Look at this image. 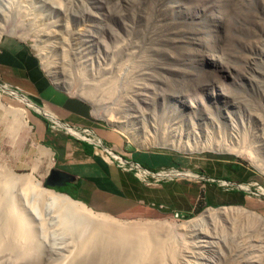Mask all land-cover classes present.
Here are the masks:
<instances>
[{
    "label": "rangeland",
    "instance_id": "rangeland-1",
    "mask_svg": "<svg viewBox=\"0 0 264 264\" xmlns=\"http://www.w3.org/2000/svg\"><path fill=\"white\" fill-rule=\"evenodd\" d=\"M35 31L38 38L33 35ZM0 32V42L15 40L28 46L47 75L53 69L58 70L55 77L65 84L54 82L50 74L48 77L60 91L86 106L89 128H107L138 151L171 154L178 160L176 166L180 169H165L170 178L177 172L182 177L190 176L187 168L194 166L201 171L196 177L203 176L206 182L217 184L211 185L212 189L242 191L246 193V200L255 206L261 205L263 211L248 206L208 207L200 199L201 211L187 219L165 216L140 220L92 210L94 214L114 217L113 221L133 227L161 222L160 225L171 228L207 210L224 215L210 222V232L204 234L208 238L199 239L203 240L202 249L189 248L187 241V246H181V232L174 235L170 231L169 235V231H161V236L169 233L165 248L150 250V261L145 264H264V173L244 156L216 153L207 148L190 152L175 149L186 143L199 147L211 138L222 144L230 140L233 145L248 147L258 156L259 165H264V0H0ZM119 71L124 76L129 73L131 78L125 79L129 84L126 85ZM150 77L156 80L145 82ZM133 80L151 87L138 91L146 102L136 97L138 107L145 110L142 113L134 112V105L127 101L132 84L137 85L130 83ZM109 82L114 86L112 91L107 88L111 87ZM89 84L90 87L95 84V91L100 93L96 94L100 102L97 110L80 94ZM0 93V101L8 111L10 108L26 110L28 125L19 131L13 130L12 116L0 109V168L16 175H32L48 189L44 186L49 162L44 155L48 149L38 141L32 122L37 109L32 104L18 103L8 93ZM109 103L113 107L110 123L101 118ZM114 117H122L123 125L130 127L132 141L114 127ZM50 126L51 131L67 133L62 127ZM80 129L75 128L73 132L81 134ZM93 132L97 142L108 146ZM230 166L239 170L231 171ZM206 175L230 182H217ZM63 236L57 232L44 243L39 241L28 256L15 260L9 255L0 264H73L78 258L77 252L68 238L64 236L65 241H61ZM185 251L193 255H184ZM253 258L262 263L252 261Z\"/></svg>",
    "mask_w": 264,
    "mask_h": 264
},
{
    "label": "crops",
    "instance_id": "crops-1",
    "mask_svg": "<svg viewBox=\"0 0 264 264\" xmlns=\"http://www.w3.org/2000/svg\"><path fill=\"white\" fill-rule=\"evenodd\" d=\"M0 85L19 91L37 109L32 120L36 137L49 152L44 155L49 161L44 186L74 198L91 210L140 220L165 216L190 218L197 214L198 203L203 199L208 207L248 206L263 211L261 205L255 206L246 200L245 192L212 189L211 185L217 184L206 182L203 176L199 180L196 176H200L201 171L194 166L187 168L190 176L170 178L165 169H180L176 166L178 160L171 154L138 151L107 128H89L91 122L86 106L60 91L43 70L38 57L22 42H0ZM56 122L86 130L90 140H97L95 130L109 146L104 144L105 147L119 155L125 165L143 168L161 177L141 180L135 169L120 167L99 146L57 129L51 131L50 124L57 128ZM234 168L239 170L236 166L229 167L231 171ZM204 177L230 182L225 178Z\"/></svg>",
    "mask_w": 264,
    "mask_h": 264
},
{
    "label": "bare ground",
    "instance_id": "bare-ground-1",
    "mask_svg": "<svg viewBox=\"0 0 264 264\" xmlns=\"http://www.w3.org/2000/svg\"><path fill=\"white\" fill-rule=\"evenodd\" d=\"M123 26H126V23H123ZM128 27H130V26L128 25ZM36 33H37V31H35V34H33L35 37H37ZM42 35H43V33H42ZM0 36H1V32H0ZM164 36H166V35H164ZM36 42H37V40H36ZM154 42H156V41H154ZM158 44H159V42H158ZM70 51H72V50H70ZM42 56H44V55H42ZM42 58H45V57H42ZM107 62L110 63L109 61H107ZM111 63H112V61H111ZM42 64H43V62H42ZM106 68H108V64H107ZM125 69H127V68H125ZM97 70H99V69H97ZM106 70L107 69H105V71ZM129 70H132V69H129ZM108 71H106V72H108ZM122 71H124V70L122 69ZM121 72L119 73L120 75L122 73L125 74L124 72H122V73ZM59 73H61V72L59 71ZM109 73H111V72H109ZM49 74L51 76V79H53L54 82L64 83L63 82L64 80L63 81L61 80V82H60V80L55 77V75H58V70L54 71V69H53V72L52 71L48 72V75ZM101 74H103V73H101ZM128 74L125 76L121 75V76H124L123 80L126 81L125 82L126 85L129 84L128 79L130 76L128 77ZM107 76L108 75L106 74V78H107ZM111 77L112 76H110V78ZM83 78H84V76H83ZM98 79H97V81H98ZM108 79H109V77H108ZM112 79H113V77H112ZM125 79H127L128 81ZM143 79H145V78H143ZM67 80H68V78H67ZM67 80L65 78V81H67ZM148 80L154 81V80H156V78L150 77V79H147V81H145V82H148ZM130 81H131V79H130ZM79 82H80V80H79ZM133 82L134 83L136 82L137 85L132 84ZM137 82L138 81H136V80H133L132 82H130L132 84V87L128 93L132 97H130V95L128 94L129 96L127 97V101H129L131 104L134 105L133 106L134 112L142 113V111L144 109L141 110L138 107V104L136 102V97L141 102H143V103H146V102L143 99V95L139 94L138 91H140L142 89L149 90L151 87L149 84H147L145 82H142V81H140L139 83H137ZM56 83H55V86H56ZM111 83L112 82H109V84H111ZM122 83L124 84V82H122ZM90 84H92L91 81H90ZM90 84H89V86L86 85L87 88H83L84 90L82 89L80 94L84 95L86 98H88V101H90V103L93 105L94 109L97 110L98 108H100V102L96 98V94L99 92L95 91V89H96L95 84H93V86L91 85V87H90ZM110 86L111 87H107V88H109L110 90H111V88L113 89L114 86L112 84ZM0 91L8 93L18 103H22V104L31 106V104L27 100H25V98L23 96H20L16 92L10 91L7 87L5 88V86L0 87ZM99 91L101 92L102 90H99ZM126 91H127V89H126ZM76 94H77V92H76ZM118 94H120V93H118ZM0 95H1V93H0ZM124 101H126V100H124ZM32 107H34V106H32ZM105 108H106L105 113H103L101 118L105 119L109 123L113 122V119L111 117L113 107H111V104L109 103L108 105H106ZM0 109L3 110L4 114L10 113V115L12 116L11 128L13 130L19 131L25 127H28L27 122L25 120V115H26L25 109L10 108L8 111L4 107V105L2 104L1 101H0ZM5 116L3 115V117H5ZM114 122L117 123V125H115L116 123L114 124V127L118 130V132L120 134L128 137V139H130L132 141L133 140L132 139L133 131L129 129L130 127L127 128L128 126L123 125L125 122L123 120V118L122 117H114ZM62 127L64 128L65 126H62ZM80 131L81 132L84 131L86 133V130H80ZM190 136L191 135L187 134V137H190ZM199 136L201 138L202 135H199ZM243 136L245 137V134ZM208 139L209 138H207L206 140H208ZM256 140H257V138H256ZM195 141L198 142L199 140H195ZM206 142L207 143L202 142L203 144L201 143L199 147L194 146L196 144L191 145V143H189V144L186 143L185 145L180 144L179 146H176L175 149L178 151L190 152V151L195 150L196 148H198V149L207 148V149H211L212 151H214L216 153L232 154V155L237 156V157H243L244 156L247 158V160H249V162L254 166V168H256L260 172L264 173V165L263 164H262V166L259 165L258 156L256 154H254L252 151H250L248 149V147L233 145V143H230V140H229V142H224L222 144V143H219L218 141H216V139L212 140V138H211V141L209 139ZM112 155L114 157H116L114 154H112ZM259 189H261V188H259ZM237 211H238L237 209H233V212H237ZM223 216L224 215H221L220 213H217L215 211L207 210L204 213L200 214L199 216H197L191 220L185 221L182 224H177V225L175 224L171 228L160 225L161 222L159 224L158 223L150 224L151 222L148 224L144 223L145 225H143V224H142V226L136 225L135 227L127 225L128 223L126 225H123L124 223L120 224L119 222H115L112 220L113 218L108 217L106 215H103L100 213L94 214L92 212V210L87 208L84 204H82L81 202L75 201V200H71L70 198H68L64 194L57 193L53 190H49V189L44 188L42 186L41 182L36 180L32 175H29V174L16 175V174L11 173L10 171H8L6 169L4 170V169L0 168V262H3L5 257L9 256V255L13 256L15 260L20 258V257H23V256H28L30 254V252H32L34 249L37 248L38 244H40L43 241L45 242L49 236L52 237V235H54L55 233L58 232V234L59 233L63 234L66 238H68V240L71 242V244L73 243V245H74L73 248L77 252V257L79 259L77 258L73 264H145L147 261L148 262L150 261V258H149L150 257V253H149L150 250L165 248L164 247L165 238L167 239V237H168L167 235L169 233H170L169 235H171L170 231H172V234H174V235L179 234L181 232V234H182L181 237L183 240V241H181L183 243L181 246H183V247L187 246V242H188L189 248L195 247L198 249H202L200 242H203V240H199V239H202V237L208 238L204 234H206L207 232H210L209 231L210 227H208L211 224L210 222H215V221L219 220L220 218H222ZM207 222H209V223H207ZM169 225L171 226L172 224H169ZM262 230H263L262 232L264 234V219L263 218H262ZM161 231H165V232L169 231V233H166V235L164 234L165 236H163V235L161 236L160 233L163 234V232H161ZM64 236H63V239H61V241L62 240L65 241ZM57 237H59V235ZM209 239H212V238L209 237ZM49 240H50V238H49ZM51 240H52V238H51ZM58 240H60V239H58ZM255 240H258V238H255ZM39 241H41V242H39ZM66 241H67V239H66ZM69 241H68V243H69ZM185 241H187V242L185 243ZM52 242H56V241L52 240ZM58 243H60V241ZM64 243L67 244L66 242H64ZM54 244H56V243H54ZM166 244L167 243H165V245ZM61 245L62 244H60L59 246H61ZM252 245H253V243H252ZM248 246L250 247V244ZM62 247H63V245H62ZM124 247H126V248L124 249ZM73 248H72V250H73ZM126 249L128 251H126ZM246 250H249V249H246ZM250 250H252V249L250 248ZM125 251H126V253H125ZM258 251H260V250H258ZM190 252H191V250H190ZM254 252H256V251H254ZM188 253H189V251H188ZM188 253H186V251H185V254L184 253L183 254L189 255ZM191 253H193V252H191ZM248 253H250V252H248ZM152 254H154V253H152ZM260 254H262V253L260 252ZM190 255H193V254H190ZM60 256H61V254H60ZM62 256H63V254H62ZM177 256H179V255L177 254ZM180 256H183V255H180ZM163 257H165V256H163ZM260 257H261V255H260ZM169 258H170V256H169ZM183 258L185 259L184 256L181 259H183ZM188 259H189V257H188ZM172 260H173V258H172ZM251 260L254 261L257 259L253 258ZM163 261H164V259H163ZM186 261H187V256H186ZM258 262L262 263L260 260ZM151 264H152V262H151Z\"/></svg>",
    "mask_w": 264,
    "mask_h": 264
},
{
    "label": "built area",
    "instance_id": "built-area-1",
    "mask_svg": "<svg viewBox=\"0 0 264 264\" xmlns=\"http://www.w3.org/2000/svg\"><path fill=\"white\" fill-rule=\"evenodd\" d=\"M97 142V141H96ZM97 143H99V142H97ZM100 144V143H99ZM100 148H102V150L109 156L110 155V157L111 158H113L114 160H116L117 161V163H118V165L120 166V167H124V168H128V170H133V169H135V174H136V176H138L141 180H143V181H145V180H147L148 178H153L154 180H157V178L158 177H161L160 175H158V174H151L149 171H147V170H144V169H141V168H138V167H133V166H131V167H129V166H127V165H125V163H124V161H122L121 159H119V158H114V156L112 155V153L107 149V148H105V147H100ZM162 176H164V175H162ZM148 181V180H147ZM153 181V180H152Z\"/></svg>",
    "mask_w": 264,
    "mask_h": 264
},
{
    "label": "water",
    "instance_id": "water-1",
    "mask_svg": "<svg viewBox=\"0 0 264 264\" xmlns=\"http://www.w3.org/2000/svg\"><path fill=\"white\" fill-rule=\"evenodd\" d=\"M0 87H2L1 85H0ZM26 100V99H25ZM28 101V100H27ZM29 102V101H28ZM57 123V125L59 126V127H62V126H65L64 127V130L65 131H67V133L68 134H70L71 136H74V137H76V138H78V139H80V140H83V141H88L89 142V140L83 135V136H81L80 134H78V133H75L76 132V130H75V128H72V127H70V126H68L67 124H64V123H60V122H56ZM63 128V127H62ZM66 128V129H65ZM73 131H75V132H73ZM80 133H81V131H79ZM82 134V133H81ZM91 143H93V144H95L96 146H99V147H102L99 143H97V142H95V141H91ZM179 175V174H178ZM67 196V195H66ZM68 198H70L69 196H67ZM71 200H73L72 198H70Z\"/></svg>",
    "mask_w": 264,
    "mask_h": 264
},
{
    "label": "clouds",
    "instance_id": "clouds-1",
    "mask_svg": "<svg viewBox=\"0 0 264 264\" xmlns=\"http://www.w3.org/2000/svg\"><path fill=\"white\" fill-rule=\"evenodd\" d=\"M1 86H5V85H1ZM8 88V86H5V88ZM23 96V95H22ZM24 97V96H23ZM25 98V97H24ZM26 99V98H25ZM82 134L85 136V132L84 131H82ZM86 137V136H85ZM87 138V137H86ZM88 139V138H87ZM89 140V142H91V141H97V140H90V139H88ZM93 144V143H92ZM95 145V144H94ZM100 145L101 146H103V147H105V145H103V144H101L100 143ZM106 148V147H105ZM102 149V148H101ZM108 149V148H107ZM109 150V149H108ZM110 151V150H109ZM112 154H114L117 158H119V159H121L122 160V158L119 156V155H116L114 152H112V151H110ZM113 159V158H112ZM114 160V159H113ZM114 161H116V160H114ZM122 161H124V160H122ZM124 163H126L125 161H124ZM141 169H143V168H141ZM144 170H146V169H144ZM148 171V170H147ZM176 173V172H175ZM178 173V172H177ZM166 174L168 175V173L166 172ZM165 174V175H166ZM179 174V173H178ZM178 174H176V175H178Z\"/></svg>",
    "mask_w": 264,
    "mask_h": 264
},
{
    "label": "trees",
    "instance_id": "trees-1",
    "mask_svg": "<svg viewBox=\"0 0 264 264\" xmlns=\"http://www.w3.org/2000/svg\"><path fill=\"white\" fill-rule=\"evenodd\" d=\"M234 169H235V168H234ZM57 193H58V192H57ZM72 199H74V198H72ZM201 209H202V208H201L200 206H198V207H197V213L200 212ZM186 219H187V218H186Z\"/></svg>",
    "mask_w": 264,
    "mask_h": 264
}]
</instances>
